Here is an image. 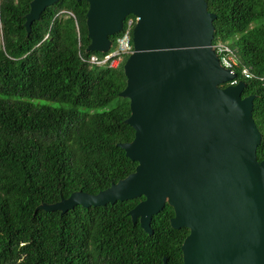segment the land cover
Instances as JSON below:
<instances>
[{"label": "trees", "instance_id": "16d2710c", "mask_svg": "<svg viewBox=\"0 0 264 264\" xmlns=\"http://www.w3.org/2000/svg\"><path fill=\"white\" fill-rule=\"evenodd\" d=\"M30 1L0 0V264H162L164 257L167 264H182L189 229L171 226L168 202L153 215L151 234L129 215L144 196L65 212L39 208L74 191L95 194L133 172L137 162L117 145L134 137L125 121L129 99L119 96L124 61L112 68L79 57V51L101 53L87 50V1H55L27 33ZM206 2L216 14L213 43L237 46L240 66L253 73L237 78L245 84L242 97L255 95L256 156L262 160L264 0ZM232 37L236 46L228 42ZM115 97L120 104L108 110L77 109L103 107Z\"/></svg>", "mask_w": 264, "mask_h": 264}, {"label": "water", "instance_id": "95a60500", "mask_svg": "<svg viewBox=\"0 0 264 264\" xmlns=\"http://www.w3.org/2000/svg\"><path fill=\"white\" fill-rule=\"evenodd\" d=\"M57 0H31L27 33ZM88 51H108L127 15L133 52L123 64L129 142L117 145L135 170L95 194L74 191L45 210L105 205L144 196L130 211L151 234L153 215L168 202L170 224L186 227L182 264H264V159L253 118L255 95L212 48L215 13L206 0H85ZM167 264L166 258L163 263Z\"/></svg>", "mask_w": 264, "mask_h": 264}, {"label": "built area", "instance_id": "2783aa9c", "mask_svg": "<svg viewBox=\"0 0 264 264\" xmlns=\"http://www.w3.org/2000/svg\"><path fill=\"white\" fill-rule=\"evenodd\" d=\"M64 13H66V15L72 16L75 19V15L71 11H65ZM137 20V16L132 14L127 15L124 18L121 31L117 33L115 39L112 40L108 51L101 53H91L89 55H85L79 51V57L81 60L87 62L90 65L107 66L112 68L118 67L123 61H125L128 55L133 52L132 29ZM77 46H80L79 33ZM212 48L219 57L221 65L236 74L234 79L227 82L228 84H235L239 81L237 74H240V76L244 78L253 77V73L249 68L240 66L235 48L220 40L214 43L212 42Z\"/></svg>", "mask_w": 264, "mask_h": 264}, {"label": "rangeland", "instance_id": "374dc122", "mask_svg": "<svg viewBox=\"0 0 264 264\" xmlns=\"http://www.w3.org/2000/svg\"><path fill=\"white\" fill-rule=\"evenodd\" d=\"M0 40H1V32H0ZM235 41H236V37H232L231 39H229V43L230 45H235ZM237 47V46H236ZM235 47V48H236ZM35 102H38V103H42V104H49V105H52V106H67V104H61V103H58V102H55V101H49V100H35ZM121 102V99L119 97H115L114 99H112L109 103H107L105 106L103 107H98V108H86V107H77V109H79L80 111H103V110H108L110 108H113V107H116L117 105H119Z\"/></svg>", "mask_w": 264, "mask_h": 264}]
</instances>
